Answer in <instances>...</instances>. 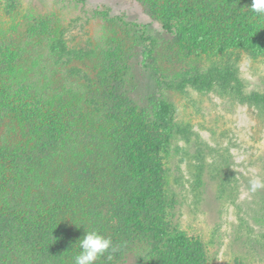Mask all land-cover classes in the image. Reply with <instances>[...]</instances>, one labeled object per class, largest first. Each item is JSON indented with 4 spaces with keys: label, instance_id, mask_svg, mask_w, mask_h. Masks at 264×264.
<instances>
[{
    "label": "rangeland",
    "instance_id": "rangeland-1",
    "mask_svg": "<svg viewBox=\"0 0 264 264\" xmlns=\"http://www.w3.org/2000/svg\"><path fill=\"white\" fill-rule=\"evenodd\" d=\"M192 1L181 4L193 23L213 10L209 21L216 30L207 42L191 35L174 38L160 11H148L143 0H84L83 6L71 0H0V54L9 62L4 68L27 70L26 85L36 73L44 99L53 109L62 106L45 119V132L38 117L23 126L6 122L0 132L19 131L18 146L33 152L31 166L47 178L83 172V209L104 214L98 225L100 218H114L115 198L128 195L141 180L119 154L128 146L134 157L147 160L148 181L171 189L164 200L166 219L187 234L193 261L264 264V190H248L249 179L264 180V108L240 103L215 86L208 91L175 87L183 79L204 78L212 66H228L245 95L264 96V43L255 53L245 47L264 33L241 27L242 15L231 6L242 0H222L218 9L214 0ZM103 11L115 20L93 16ZM100 115L107 117L106 126L87 124ZM140 122L145 127L139 128ZM32 125L40 131L38 141ZM64 137L71 138L64 147L79 149V163L70 161L74 153L59 158L57 138ZM24 154L10 160L16 169L28 163ZM100 167L115 173L105 171L106 178L94 185ZM125 173H130L126 179ZM93 186L103 191L100 201L90 191ZM107 237L114 239L113 230ZM137 247L121 264H150L147 245ZM115 256L106 253L100 261L112 264Z\"/></svg>",
    "mask_w": 264,
    "mask_h": 264
},
{
    "label": "trees",
    "instance_id": "trees-1",
    "mask_svg": "<svg viewBox=\"0 0 264 264\" xmlns=\"http://www.w3.org/2000/svg\"><path fill=\"white\" fill-rule=\"evenodd\" d=\"M71 1L79 3L81 6L84 5V0ZM194 1L196 0H193L192 3H195ZM221 1L214 0L211 4L215 5V8H219L224 3ZM143 2L149 9L148 11H160L159 13L168 23L163 25L164 29L174 35V38L191 35L198 37L200 42H207L214 36L213 32L216 28L213 25L214 22L209 21L213 14L211 8L199 16V21L193 23L187 17L190 14L185 5L181 4L184 3V0H143ZM251 3L252 0L235 1L231 8L235 10L237 16L242 15L240 25L248 33L250 31L264 33V18H258L248 9ZM93 16H102L108 21L115 20L108 18V13L104 11L94 12ZM196 18L197 16L194 17V20ZM217 18L214 21H217ZM116 22L125 25L122 19H116ZM149 42L152 43L151 40ZM262 42L264 43L263 36L260 39L249 40L245 47L255 53L260 49L258 44ZM2 56L0 54V126L3 128L6 122L23 126L35 119L33 117H38L40 118L38 127L42 132H45L42 128L49 127L43 126L45 119L52 112L62 110V106L59 105L53 109V104L51 105L47 98L44 99L40 89L41 77L39 75L36 77V73H34L35 77H31V84L27 83L26 85L27 70L4 68L3 62L8 61L6 59L3 61L5 56ZM210 68L204 78L195 76L183 79L180 85L175 86L176 90L183 91L190 87L196 91H208L215 86L220 88L223 93L230 94L240 103L264 108V96L245 95L242 84L231 67L212 66ZM29 69L32 72L36 71L33 68ZM165 110L162 105L160 115L163 117H165L163 115ZM107 120L106 116L100 115L97 120L91 118L87 124L106 126ZM138 125L139 128L145 127L143 122ZM36 127L34 129V125H32L34 134L38 135L36 139L38 141L40 131L36 130ZM23 128L20 130L21 138L26 134ZM18 132L12 127L5 128L3 132H0V264H74V256L79 251L78 240L83 237L85 230H96L106 237L113 230L114 239L112 241L116 248L113 256L115 253L117 260L112 258L113 260L110 262L112 264L124 263L123 260L129 259L132 254H135L139 248L137 246L140 245H147L150 264H197L195 260L193 261L195 249L186 247L189 246L187 234L181 231L176 223L172 229V222L166 219L168 216L164 209L167 204L164 200L170 195L171 189H166L164 184L160 186V184H152L148 181L146 174L151 169L145 165L147 160L134 157L135 154L127 148L128 146L121 148L119 154L125 155L126 159L131 161L128 162L131 165V170L136 171L137 178H141V180L127 189L128 195L115 198L119 212L115 214L114 218H100L98 225L95 222L104 214L97 210L93 213H85L83 209L82 196L86 191L83 187V172L77 173L75 177L68 175V179L64 178V172L56 173L52 179L45 177L44 173L39 172V168L30 164L33 152H27L26 146L24 148L18 146ZM70 139L69 137L57 138V143H60L57 147H61L59 158L62 159L67 156L66 154L74 153L72 156L69 155L70 161L75 159L77 164L82 159L75 154L80 152L79 149L74 152L73 148L64 147L65 141L69 142ZM22 153H25L23 159L28 163L24 162L23 169H16V164L10 160L22 157ZM117 159L118 156L113 161L114 163L112 162V166L118 161ZM110 169L113 168H101L102 173L98 178L95 177L92 183L100 185L99 179L101 180L102 177L105 179L106 175L103 176V173ZM114 169L112 173H115ZM129 174L125 173L122 177L126 179ZM98 187L93 186L90 191L94 193V198L100 201L103 191ZM95 202L97 201L95 200ZM126 206L129 207V210ZM143 213L146 215L144 216ZM183 247L185 249L181 251ZM100 260L101 257L96 261V264L108 263H103Z\"/></svg>",
    "mask_w": 264,
    "mask_h": 264
},
{
    "label": "clouds",
    "instance_id": "clouds-1",
    "mask_svg": "<svg viewBox=\"0 0 264 264\" xmlns=\"http://www.w3.org/2000/svg\"><path fill=\"white\" fill-rule=\"evenodd\" d=\"M248 9L258 18H264V0H252ZM248 190L252 193L264 190V180L259 176L249 179ZM78 249L74 256V264H96V261L106 253L116 251L112 239L96 230H85L83 237L78 240Z\"/></svg>",
    "mask_w": 264,
    "mask_h": 264
}]
</instances>
